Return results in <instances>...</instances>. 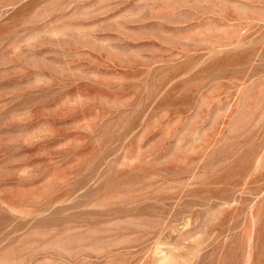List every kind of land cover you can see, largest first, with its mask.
<instances>
[{
	"label": "rangeland",
	"instance_id": "374dc122",
	"mask_svg": "<svg viewBox=\"0 0 264 264\" xmlns=\"http://www.w3.org/2000/svg\"><path fill=\"white\" fill-rule=\"evenodd\" d=\"M0 264H264V0H0Z\"/></svg>",
	"mask_w": 264,
	"mask_h": 264
}]
</instances>
